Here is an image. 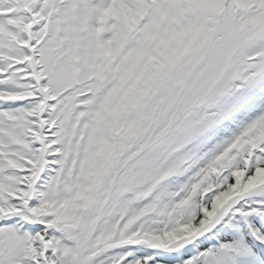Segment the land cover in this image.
I'll return each instance as SVG.
<instances>
[{"label":"snow or ice","instance_id":"obj_1","mask_svg":"<svg viewBox=\"0 0 264 264\" xmlns=\"http://www.w3.org/2000/svg\"><path fill=\"white\" fill-rule=\"evenodd\" d=\"M0 264H264V0H0Z\"/></svg>","mask_w":264,"mask_h":264}]
</instances>
